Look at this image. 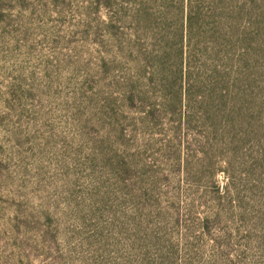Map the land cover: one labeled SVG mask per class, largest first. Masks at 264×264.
<instances>
[{
    "label": "rangeland",
    "instance_id": "obj_1",
    "mask_svg": "<svg viewBox=\"0 0 264 264\" xmlns=\"http://www.w3.org/2000/svg\"><path fill=\"white\" fill-rule=\"evenodd\" d=\"M234 5L235 59L217 62L245 50L246 69L191 78L262 112L252 143L216 145L180 126L181 76L131 19L0 0V264H264V0Z\"/></svg>",
    "mask_w": 264,
    "mask_h": 264
},
{
    "label": "trees",
    "instance_id": "obj_2",
    "mask_svg": "<svg viewBox=\"0 0 264 264\" xmlns=\"http://www.w3.org/2000/svg\"><path fill=\"white\" fill-rule=\"evenodd\" d=\"M237 0H100L102 8L116 16L131 19L137 30L146 33L159 49L155 58L165 76H181L177 93L180 126H204L214 134L216 145L219 138L234 145L246 137L250 143L258 134L259 111L254 94L248 90L236 91L234 81L227 80V90H216L210 77L194 80L191 76L240 75L246 69L244 57L238 65L222 67L217 60L234 61L231 51L233 31L240 27L235 19L238 12L245 11V5L237 8ZM247 10V8H246ZM127 15V16H126ZM226 52L222 56V53ZM150 55L154 51L148 52ZM174 64L175 68H167ZM210 64V65H209ZM211 88V89H210ZM202 89H206L202 92ZM217 124L225 129L218 134ZM244 127L243 136L237 129ZM223 143V141H222ZM260 184V183H259ZM258 184V185H259ZM253 192V191H252ZM163 264H168L162 261Z\"/></svg>",
    "mask_w": 264,
    "mask_h": 264
}]
</instances>
